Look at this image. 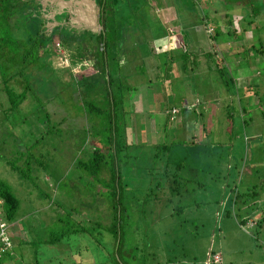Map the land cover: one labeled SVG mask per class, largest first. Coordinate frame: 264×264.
<instances>
[{"label":"rangeland","instance_id":"374dc122","mask_svg":"<svg viewBox=\"0 0 264 264\" xmlns=\"http://www.w3.org/2000/svg\"><path fill=\"white\" fill-rule=\"evenodd\" d=\"M147 1L139 13L134 0H125L116 17L135 28L124 44L133 49L120 56L128 61L121 67L124 82L136 90H124L126 142L135 143L127 154L136 156L125 178L135 193L149 198L139 219L129 211L118 249L105 227L111 213L100 194L99 175L91 177L77 165L93 148L89 130L98 133L101 126L84 112L69 81L93 73L91 61L72 65L79 61L72 55L77 41L62 42L64 31L57 38V24L50 25L52 41L40 58L25 64V45L42 38L37 35L42 25L24 17L22 2L0 4V182L18 199L13 221L4 218L0 200V221L13 254L1 264H114L113 256L123 264H205L215 253L216 264H264V0ZM9 15L14 16L10 21ZM74 30L72 35L88 31ZM140 32L142 44L135 41ZM182 50L195 54L184 70L179 67ZM174 64L180 69L176 73ZM216 67L232 83L241 77L244 82L224 87ZM192 68L209 71L204 80L210 87L198 88L207 94L202 100L190 83ZM26 84L25 100L9 108L6 89L18 93ZM157 143L171 146L155 162L150 145ZM163 153L183 160L178 169L169 165L167 174L187 180L177 179L179 195L170 196V207L185 206L172 216L167 177L165 193L157 191L150 202L151 178L159 180L154 172L164 169ZM6 161L21 167L26 178ZM242 217L248 221L239 222ZM80 226L82 232L73 231Z\"/></svg>","mask_w":264,"mask_h":264},{"label":"trees","instance_id":"16d2710c","mask_svg":"<svg viewBox=\"0 0 264 264\" xmlns=\"http://www.w3.org/2000/svg\"><path fill=\"white\" fill-rule=\"evenodd\" d=\"M4 1V0H0ZM12 1V0H9ZM15 1V0H14ZM128 1V0H126ZM146 1H140V0H134V9L137 10V12L140 13L139 10H141L144 6L146 7ZM189 1V0H188ZM192 1V0H191ZM190 1V2H191ZM125 0H97L98 5L101 7V25L102 30H100L97 33H90L88 31L82 32L81 34H74L72 35L71 32H65L64 38L66 37V40H62L64 43H69V39L74 38V40L77 41V45L73 48L72 55L77 56L79 61H76L72 63V65L83 67V59L85 61H91V67L94 70L93 73L90 75H86L85 72L79 73L77 78H72V81H69L72 83V87L77 89L78 94L82 98V105L84 107V112L88 116H92L98 119L100 124V131L97 132H91L89 130L88 135L91 138L90 141H93V148L89 149L88 153L89 156H87V159L84 161H77V165L86 171L89 176L96 177L99 175V183H101L100 187V194L103 198H105L109 203L110 208V221L107 225H105L107 232L110 233L112 236V239L114 243H116L117 249L121 246V242L123 241V230H126V227L123 228L125 225V221L129 216V211H135L136 218L142 217L145 213V206L144 204L149 200L148 196L144 199L141 198V195L135 193V189L127 184L125 174L127 173V170H129V167L132 166L131 160L133 158H136V156L132 157V154L128 157L127 151L135 146V143H127L126 142V124L124 116L126 113H129V110L127 108H124V101H126V93H124V90L127 92L129 90H132L135 88L134 85H128L124 82V78L127 76L125 73H123V67L126 65V62L122 58H120L121 55L125 57V54L127 50H132L133 47H126L124 45L128 39H131L132 37V30L135 29L133 26H130L125 21H116V17L119 16V14L122 15L123 10L121 9L122 5L124 4ZM141 2V4H140ZM148 2V1H147ZM193 3V2H192ZM136 6V7H135ZM87 12H90V8L87 6L85 8ZM118 13V14H117ZM194 27V26H193ZM131 29V32H130ZM158 29H162L161 26H158ZM158 29L156 30V33L159 34L158 36H162ZM137 30V29H136ZM217 32V31H216ZM37 35H40L42 38L39 39L36 43L28 42V44L25 45V49L23 50L24 59L26 60V63L28 65L33 64V62H36L41 55V51L44 45L46 43H49L52 41L51 37L45 35L44 33H38ZM142 33L140 32L135 39V41H139L142 44ZM156 36V37H158ZM208 36V35H207ZM155 37V38H156ZM212 38H215L214 35ZM35 41V40H34ZM81 41L84 43L87 42H93V44H90L89 46L81 45ZM16 42V41H12ZM17 43V42H16ZM34 48V49H33ZM160 54V53H159ZM31 55V57H29ZM191 55H195L192 51L182 50L178 57L180 58L179 67L180 69H185V64L188 61V58ZM90 56V57H89ZM81 59V60H80ZM123 60L119 63V61ZM9 60L11 59V55L9 57ZM173 62V60H171ZM164 63V62H163ZM174 63V62H173ZM178 66V65H177ZM174 64V70L173 72L176 73L179 68ZM122 67V68H121ZM215 70L219 73V78L225 76L222 75L223 69L222 67H216ZM212 73V72H210ZM226 74V73H225ZM191 76L192 75H188ZM229 76V75H228ZM171 82V80H170ZM221 82L225 85L224 87L228 88L227 85L233 84L231 81L230 76L229 77H223L221 78ZM124 83V84H123ZM27 84L24 85L20 92L14 93L13 91H10L8 88L6 89L7 93V100L9 103V108H13L16 106H19L20 103L25 100L26 98V88ZM78 87V88H77ZM78 95V96H79ZM231 95V94H230ZM171 108V107H170ZM169 108V109H170ZM241 111H243L241 109ZM90 114V115H89ZM261 115L264 120V110L261 112ZM167 117V116H166ZM88 120L91 121V118L89 117ZM89 123V122H88ZM242 123H245L244 120ZM93 124V123H92ZM91 128V126H90ZM92 129V128H91ZM153 148H155L154 153H150L151 157L156 161H162V158L158 156L159 152H166L167 149L171 146V144H164V143H157L150 145ZM163 153V157H164ZM141 158L138 157L136 160H140ZM164 159V169L160 172L155 171L154 174L159 173V180H153L151 178V199L158 198L157 191H162L164 194L165 187H164V178L167 177L169 179L167 183L168 187V194L169 197L166 199L167 205L170 207V204L172 202L171 195H179L178 194V182L177 179H184L180 177L178 174H172L169 175L168 167L169 165H174L176 169L180 168L183 164V160H170L168 158ZM168 159V160H167ZM38 160V161H37ZM37 161L38 164L42 165L39 161V157H36L34 159V162ZM130 162V163H129ZM9 165V168L14 171L15 173H18L22 180L23 178H26V176H22L21 174L24 173L23 169L14 163L7 162ZM143 167V166H142ZM141 167V168H142ZM156 168V167H152ZM22 169V170H21ZM100 172H106L107 176L101 177ZM171 180V181H170ZM186 180V179H184ZM187 181V180H186ZM197 185H201L199 182H196ZM150 193V192H148ZM249 194H255L254 191L249 192ZM182 195V194H181ZM0 200L2 201V211L3 216L7 221H13L15 219V211L18 208V199L16 196L10 191V188L7 186L6 182H0ZM131 205L129 206L128 204ZM184 204H177L176 206L172 205L170 207L169 214L170 216L173 215L174 212H179L181 208H184ZM132 209L130 210V208ZM225 211V210H224ZM226 212V211H225ZM227 213V212H226ZM261 219V218H260ZM259 219V220H260ZM255 220V225H257L260 221ZM248 219L246 218H240L239 222L245 223ZM97 223H94L93 226H96ZM254 225V226H255ZM259 226V224H258ZM82 226L79 228H76L73 231H80ZM73 229V228H71ZM258 231V230H257ZM256 231V233H257ZM51 239L45 240V242H50ZM11 249V248H10ZM137 247L133 248L132 251H135ZM127 251V250H126ZM128 252V251H127ZM13 256L11 253V250L9 252L4 253L0 257V264L1 259L3 257H10ZM114 264H123L122 261L118 258L113 256ZM77 263H80L77 261ZM35 264H38L37 262ZM216 264V263H212Z\"/></svg>","mask_w":264,"mask_h":264},{"label":"crops","instance_id":"0c3cea01","mask_svg":"<svg viewBox=\"0 0 264 264\" xmlns=\"http://www.w3.org/2000/svg\"><path fill=\"white\" fill-rule=\"evenodd\" d=\"M20 2H22V4H20L22 7L21 8H24V11H23V15L24 17L28 20V19H32V18H36L38 20L37 23L41 24L42 27L41 29L39 30V33H44L45 35H48V30L51 29V26L50 25H57L58 22H59V15H54V14H58L57 13H54V10H51L50 11V5L52 2H56L59 6H58V11H60V8L63 6V5H66L70 11L74 12L75 15H74V20L76 19V21L80 22L79 18L82 17V15H84L85 13H88L86 10H85V6L83 5H87L89 6V3L87 0H69L71 2V5L70 4H65L63 3V0H18ZM2 3V1H0V4ZM1 7V6H0ZM9 10H11L9 8V6H7ZM3 7H1L2 9ZM20 8V9H21ZM85 12V13H84ZM62 14V13H61ZM87 18H90L91 19V15L88 13L87 15H85ZM14 16H8L7 19L10 21V18H12ZM56 20V21H53V20ZM78 34V33H77ZM190 57H194V55H191ZM206 70H208V68L206 67ZM190 72L193 73L192 74V78L190 80V83L192 84V87L194 85L195 89L197 90L198 92V88H202L204 89V87L208 86V88L210 87L209 83L207 82V80H204L205 76L208 74V72L206 71V73H204L205 71L203 72H197L196 70H193L190 69ZM197 72V73H196ZM213 72V71H212ZM195 74V76H193ZM210 74V73H209ZM191 77V76H190ZM167 78V77H166ZM239 79V76L236 77V80ZM168 80V79H167ZM243 80V77H241L236 83L234 82V85H238V82L242 81ZM219 83H221L223 86L224 84L221 82V80H217ZM244 82V80L242 81ZM161 86H162V83H160ZM171 82L169 81V86H170ZM165 86V85H164ZM194 89V88H193ZM165 96H168V91L167 89L165 88ZM205 90V89H204ZM131 91H136L135 89H132ZM201 93L198 92V94L196 95V99H199V100H202V97L207 95L206 92H203L201 95ZM128 96V95H127ZM130 96V95H129ZM169 97V96H168ZM257 99V98H256ZM245 101V99H244ZM247 104V103H246ZM172 108V107H171ZM242 110L244 111L245 108L243 107ZM177 112V111H176ZM171 113V111H170ZM169 114V113H168ZM175 113H173L170 117H173ZM8 163L5 162V165L7 166Z\"/></svg>","mask_w":264,"mask_h":264},{"label":"flooded vegetation","instance_id":"af4514ba","mask_svg":"<svg viewBox=\"0 0 264 264\" xmlns=\"http://www.w3.org/2000/svg\"><path fill=\"white\" fill-rule=\"evenodd\" d=\"M93 1H94L93 7L90 6V3H89V8L91 7V9H90V12H88V13L91 15V19L94 17L96 19V23L101 25V23H100L101 22V17H100L101 7L98 5L97 0H93ZM58 6L59 5L56 2H54L50 5V11L54 10V13L62 11V13H63L62 15H60L59 23H58L59 25L57 26L60 30L57 31V35L55 34V36H57V38H60V35L58 34L60 31L61 32L64 31V35H65L66 34L65 32H67V31H69V32L71 31V32L75 33L74 29H82L83 24L74 20V15H75L74 12L70 11V9L66 5H63L60 8V11H58L57 10ZM83 6H86V5H83ZM87 25H88V23H87ZM89 25L92 26V23L90 22ZM70 28H71V30H70ZM93 32L97 33L99 31H97V32L93 31ZM51 39H52V37H51Z\"/></svg>","mask_w":264,"mask_h":264},{"label":"built area","instance_id":"2783aa9c","mask_svg":"<svg viewBox=\"0 0 264 264\" xmlns=\"http://www.w3.org/2000/svg\"><path fill=\"white\" fill-rule=\"evenodd\" d=\"M11 248V239L9 237V235L6 232V224L2 221H0V257L6 253L9 252ZM219 254L215 253L214 255H212L211 260L206 261L205 264H210L211 263H217L219 262ZM74 264H79V263H74Z\"/></svg>","mask_w":264,"mask_h":264},{"label":"water","instance_id":"95a60500","mask_svg":"<svg viewBox=\"0 0 264 264\" xmlns=\"http://www.w3.org/2000/svg\"><path fill=\"white\" fill-rule=\"evenodd\" d=\"M74 1H76V0H74ZM88 1V3H90V6H92L93 7V5H94V1L93 0H87ZM65 2V1H64ZM66 2H68L67 4H70L71 5V2L69 1V0H67ZM85 7H87V5L85 6ZM89 7V6H88ZM90 9H91V7H90ZM85 13V12H84ZM88 13H85L84 15H82V17L81 18H79L80 20V23H82L83 24V26H82V30H88V31H95V32H97V31H100L101 29H102V26L100 25V24H97L96 23V19L93 17L92 19H90V18H87L85 15H87ZM90 22L92 23V26H90L89 24H90ZM87 23H88V25H87Z\"/></svg>","mask_w":264,"mask_h":264},{"label":"clouds","instance_id":"9594fccd","mask_svg":"<svg viewBox=\"0 0 264 264\" xmlns=\"http://www.w3.org/2000/svg\"><path fill=\"white\" fill-rule=\"evenodd\" d=\"M218 263V262H217Z\"/></svg>","mask_w":264,"mask_h":264}]
</instances>
